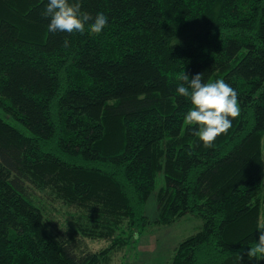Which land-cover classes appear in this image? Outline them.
Wrapping results in <instances>:
<instances>
[{
  "label": "trees",
  "instance_id": "1",
  "mask_svg": "<svg viewBox=\"0 0 264 264\" xmlns=\"http://www.w3.org/2000/svg\"><path fill=\"white\" fill-rule=\"evenodd\" d=\"M80 2L108 17L100 34L49 33L48 0H0V264H110L186 215L202 230L169 264H264L247 256L264 228V0ZM183 71L238 94L210 148L183 122Z\"/></svg>",
  "mask_w": 264,
  "mask_h": 264
},
{
  "label": "clouds",
  "instance_id": "2",
  "mask_svg": "<svg viewBox=\"0 0 264 264\" xmlns=\"http://www.w3.org/2000/svg\"><path fill=\"white\" fill-rule=\"evenodd\" d=\"M43 16L50 20L49 33L65 32L69 35L85 33V26L93 35L100 34L108 24V17L97 13L95 18L81 11L80 0H48ZM91 21V23H89ZM69 46L65 39L64 47ZM177 94L190 100L191 108L184 117V124L197 126L193 135L205 148H210L216 139L232 127V120L240 115L238 94L223 79L203 82L202 74L191 79L183 71L177 76ZM249 259H264V228L259 229L258 242L247 251ZM238 260L243 256L237 254Z\"/></svg>",
  "mask_w": 264,
  "mask_h": 264
},
{
  "label": "rangeland",
  "instance_id": "3",
  "mask_svg": "<svg viewBox=\"0 0 264 264\" xmlns=\"http://www.w3.org/2000/svg\"><path fill=\"white\" fill-rule=\"evenodd\" d=\"M162 183L158 178L157 187ZM157 191L153 193L147 203V215L154 220L157 215ZM53 215L55 220L66 224L71 221L69 214L74 212L62 204L55 203ZM203 220L197 216L186 215L170 226L152 225L147 232L135 242L126 247L118 248L110 254V264H169L176 247L190 236L202 230ZM110 240L86 239L84 243L88 250L99 252L110 247Z\"/></svg>",
  "mask_w": 264,
  "mask_h": 264
}]
</instances>
